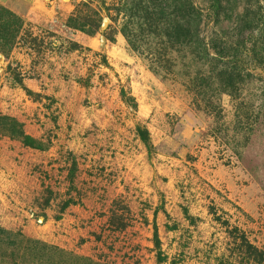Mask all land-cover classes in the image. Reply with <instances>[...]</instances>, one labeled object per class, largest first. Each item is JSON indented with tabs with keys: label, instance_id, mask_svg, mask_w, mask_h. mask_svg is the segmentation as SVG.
Listing matches in <instances>:
<instances>
[{
	"label": "rangeland",
	"instance_id": "1",
	"mask_svg": "<svg viewBox=\"0 0 264 264\" xmlns=\"http://www.w3.org/2000/svg\"><path fill=\"white\" fill-rule=\"evenodd\" d=\"M118 1L92 3L110 21L91 37L65 26L86 0H0L30 23L0 57V113L45 146L0 135V226L100 264H264L242 240L264 253V69L235 45L224 63L241 95L201 100L193 81L212 68L178 54L156 75L121 34ZM193 1L208 42L249 39L232 31L247 9L264 29V0H221L219 24L212 0Z\"/></svg>",
	"mask_w": 264,
	"mask_h": 264
},
{
	"label": "trees",
	"instance_id": "2",
	"mask_svg": "<svg viewBox=\"0 0 264 264\" xmlns=\"http://www.w3.org/2000/svg\"><path fill=\"white\" fill-rule=\"evenodd\" d=\"M97 0H86L83 7L84 11H78L68 17L66 28L71 31L81 32L88 36H95L103 30L105 20L100 11L92 7V3ZM105 5V0H100ZM209 7V15L218 24L222 18V1L212 0ZM117 16L124 17V24L121 28V34L125 37L130 47L142 56H150V69L159 76L162 72L172 74L180 66L178 54L182 56L183 66L191 69L194 63L201 64L199 67L210 69L209 74H202L200 68L198 78H195L193 84L201 82L203 89L199 91L201 100L217 98L223 94L232 97L240 96V88H236L235 80L237 77L236 70L225 67L224 60L237 59L236 47L241 49L245 55L252 57L264 69V29H260L257 34L255 30L257 23L251 16L252 9H247L244 16L245 29L236 26L232 29L233 37L239 35V32L247 30L248 37L242 33L248 40L235 44H221L218 39L207 41L201 36L200 29L203 24V11L194 3L193 0H119L113 7ZM108 12L112 9L106 8ZM29 22L24 18L0 4V57L9 59L13 51L20 46ZM241 28V29H240ZM29 32V31H28ZM32 38L38 40L33 33H29ZM257 35V36H256ZM66 49L68 52H74L83 48L77 42L69 41ZM54 45V43H52ZM62 47L64 43L61 44ZM188 60V61H187ZM199 61V62H198ZM224 63V66L221 65ZM107 64V63H106ZM186 69V70H187ZM190 71V70H189ZM191 72V71H190ZM16 82L22 86L25 91L32 95L24 85L22 75H16ZM209 83L208 89L204 86L205 82ZM125 102H129L130 97L123 90L121 92ZM131 100L133 101L132 97ZM0 135H7L11 138L20 140L26 147L32 149L44 150V144L28 135L24 125L15 117L0 113ZM73 182L74 173L70 175ZM75 201H67L63 207L64 211ZM157 243L159 242L158 235ZM244 245L248 249L254 250L260 261L264 260V253L247 240L246 236L242 237ZM0 264H100L89 258L79 257L70 252L64 251L59 247L49 246L41 241L26 237L21 231L14 232L0 226Z\"/></svg>",
	"mask_w": 264,
	"mask_h": 264
},
{
	"label": "crops",
	"instance_id": "3",
	"mask_svg": "<svg viewBox=\"0 0 264 264\" xmlns=\"http://www.w3.org/2000/svg\"><path fill=\"white\" fill-rule=\"evenodd\" d=\"M75 32V31H74ZM71 41H73V42H76V41H74V40H71ZM78 43V42H77ZM71 53V52H70ZM25 72V71H24ZM28 73V72H27ZM27 73H24V75H27ZM28 75L30 76V72L28 73ZM25 79L26 78H24V81H25Z\"/></svg>",
	"mask_w": 264,
	"mask_h": 264
},
{
	"label": "water",
	"instance_id": "4",
	"mask_svg": "<svg viewBox=\"0 0 264 264\" xmlns=\"http://www.w3.org/2000/svg\"><path fill=\"white\" fill-rule=\"evenodd\" d=\"M106 21H108V20H105V22H106ZM103 28H104V25H103ZM105 29H106V28H105ZM105 29H103V30H105Z\"/></svg>",
	"mask_w": 264,
	"mask_h": 264
}]
</instances>
